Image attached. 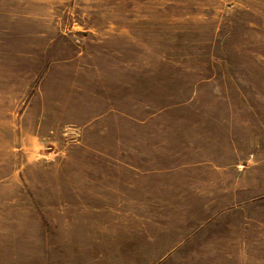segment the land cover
I'll return each mask as SVG.
<instances>
[{
	"label": "rangeland",
	"instance_id": "374dc122",
	"mask_svg": "<svg viewBox=\"0 0 264 264\" xmlns=\"http://www.w3.org/2000/svg\"><path fill=\"white\" fill-rule=\"evenodd\" d=\"M0 264H264V0H0Z\"/></svg>",
	"mask_w": 264,
	"mask_h": 264
}]
</instances>
